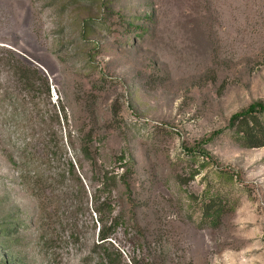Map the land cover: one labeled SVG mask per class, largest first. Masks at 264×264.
<instances>
[{
	"label": "rangeland",
	"instance_id": "374dc122",
	"mask_svg": "<svg viewBox=\"0 0 264 264\" xmlns=\"http://www.w3.org/2000/svg\"><path fill=\"white\" fill-rule=\"evenodd\" d=\"M258 99L264 0H0V264H264V144L229 125Z\"/></svg>",
	"mask_w": 264,
	"mask_h": 264
},
{
	"label": "trees",
	"instance_id": "16d2710c",
	"mask_svg": "<svg viewBox=\"0 0 264 264\" xmlns=\"http://www.w3.org/2000/svg\"><path fill=\"white\" fill-rule=\"evenodd\" d=\"M264 112V100L258 99L252 102L248 107L243 108L234 112L229 120V125L234 127L236 133L239 135L242 140H244L245 145L247 146H258L264 144V121L260 117V113ZM67 117V113L65 112ZM92 132L83 134V139L80 143V149L85 157L89 159H94V150L92 148L91 136ZM199 150L196 151L195 147H189L187 151L190 152V155L198 156L200 166L203 168L208 165L207 157H214L210 154L209 150L202 144H199ZM201 159H200V156ZM203 156V157H202ZM123 158V156H119ZM218 163V161L216 160ZM217 168L219 173H228V170H225L223 167L219 166ZM194 168H192L193 170ZM196 172H193V175ZM117 175L109 174L107 171L100 175V181L96 185V190L92 195V202L94 210L99 214V243H104L110 240V236L115 233L118 226L120 225V217L118 214H115L116 207L113 201L112 191L113 188L120 182V178H116ZM233 178V174L231 175ZM204 191L202 194V204L205 210V214L211 219H216L219 214L222 213L221 204L217 203L216 198L213 193ZM216 222V220H214ZM100 245V244H99ZM106 250L108 247H105ZM117 255L120 256V251L116 250ZM115 253V254H116ZM116 256L113 255V251H105L102 258V261H106L110 264L116 263Z\"/></svg>",
	"mask_w": 264,
	"mask_h": 264
}]
</instances>
